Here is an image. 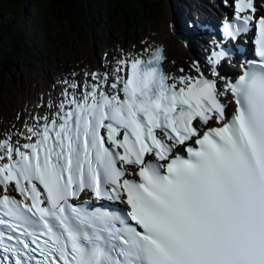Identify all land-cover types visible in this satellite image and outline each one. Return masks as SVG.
Instances as JSON below:
<instances>
[{
    "label": "snow or ice",
    "instance_id": "6c2138e0",
    "mask_svg": "<svg viewBox=\"0 0 264 264\" xmlns=\"http://www.w3.org/2000/svg\"><path fill=\"white\" fill-rule=\"evenodd\" d=\"M224 3L225 37L252 34L253 58L222 89L224 49L215 79L199 64L170 76L145 49L110 84L92 72L80 96L65 89L26 142L0 139V264H264V4Z\"/></svg>",
    "mask_w": 264,
    "mask_h": 264
},
{
    "label": "rangeland",
    "instance_id": "374dc122",
    "mask_svg": "<svg viewBox=\"0 0 264 264\" xmlns=\"http://www.w3.org/2000/svg\"><path fill=\"white\" fill-rule=\"evenodd\" d=\"M167 1L169 0H160L158 6H156L154 10H141L145 11V14L153 15V21L147 23L149 27L146 29H144V27H137L138 29H129L124 24V19L122 18L124 16L112 14L115 15V17H111L104 12H100L92 13L96 20H94L91 25H88L86 22H80L76 26L75 30H70L68 27L52 24L48 20V16L46 17L43 6L40 7L39 5L30 3L28 4L26 0H16L11 6H2L0 8V20L9 12L16 11V14L20 16L24 22L28 23L27 34L29 40L34 42V46L30 49L29 54L23 53L22 55L18 56L16 58V65L12 67L10 71L5 69L4 71L6 74L0 76V95L2 93L1 96L4 97V95L8 94V92L11 95V105H9L7 109H5L6 107L3 106V103H0V119H3L4 117L7 119L12 118V106L16 101L13 100V96L17 97V101H19L20 98L22 99L27 97L24 94H20L18 88L20 91H22L24 87L26 91H30V93H32V90L34 92L35 87L38 84L44 83V86L47 87L49 85V76H53L58 68L65 67L66 69H69L73 66H80L79 61L81 60H83V64L91 63L92 65H96L97 57L94 54L93 49V46L96 43H99L103 48L108 45V42H112V44H114L115 42L120 41L124 44H127L126 41L128 40V36L126 29L132 33L136 30V37L132 39L134 41L138 40L144 34L150 35L147 40L142 39L146 42L153 37L155 38V34L153 37H151L152 30L156 32L161 30L163 31L162 26L165 25V22L163 21L165 18L163 17L164 12H166V8L163 6L166 5ZM27 5L32 6L35 13L32 12L31 14V12H26ZM116 11L119 12L120 10L118 9ZM137 15L139 17L138 19L142 20V18H144L145 20V15L140 13ZM170 16L171 13L169 15V19ZM106 21H112L116 25L113 26L111 23H107ZM40 24L42 27L39 26ZM105 32L107 33V42H99V40H101V38L104 36ZM165 33L166 32H164V34ZM54 41L59 44L57 46L56 52L52 56H46L45 54H42L38 58H35L37 53L35 45L37 48L40 45L43 47V49H49L54 46ZM169 51V54L175 58H178L180 54L184 53L178 52L177 48L175 47L172 49L169 47ZM97 54H100V52ZM48 68H51L49 73H47ZM42 89L45 88H41L40 91H44ZM35 97L36 94L33 95V98ZM8 122L10 121L4 122V124H8Z\"/></svg>",
    "mask_w": 264,
    "mask_h": 264
},
{
    "label": "trees",
    "instance_id": "16d2710c",
    "mask_svg": "<svg viewBox=\"0 0 264 264\" xmlns=\"http://www.w3.org/2000/svg\"><path fill=\"white\" fill-rule=\"evenodd\" d=\"M16 0H0V8L11 6ZM28 4L43 6L48 20L57 26L75 30L81 22L91 25L95 16L92 13L104 12L111 17L116 14L129 23L137 24L138 13L157 6L160 0H26ZM25 8V6H24ZM120 10L119 12L116 10ZM146 10V11H147ZM26 12H34L32 6L26 7ZM4 15V14H3ZM120 18V17H119ZM127 18V19H126ZM118 19V18H116ZM42 27V25H39ZM28 23L16 14L9 12L0 20V76L6 74L5 69L11 70L16 65V58L23 53H30L34 42L29 40ZM1 97V96H0Z\"/></svg>",
    "mask_w": 264,
    "mask_h": 264
},
{
    "label": "bare ground",
    "instance_id": "6f19581e",
    "mask_svg": "<svg viewBox=\"0 0 264 264\" xmlns=\"http://www.w3.org/2000/svg\"><path fill=\"white\" fill-rule=\"evenodd\" d=\"M165 8H166V12H164V17L163 18H165L166 26L165 27H162L163 31L162 30L159 31V32L158 31L157 32L155 31V36L156 37L155 38L153 37V38L149 39L148 41H151V43H155V42H158V41H163L165 43V45H166L165 50H166L167 53L170 52L169 51V47H170V49H172L173 47H175V48H177L178 52L182 53V52L185 51V48L178 41L175 32H170L169 31V21L170 20H173L174 17H175V15L173 16L174 10H175L174 8L175 7L171 3H169ZM178 12H180L182 14H186L185 12H182V11H178ZM170 13H171V16H170V19H169ZM164 32H166V33L164 34ZM167 37H169V38H167ZM39 89L40 88H37L36 91L39 90ZM42 90H44V89H42ZM19 92H20V94L26 95L27 97L25 99H27V98H31V95L33 93V90H32V93H30V91H26L25 88L23 87V90L22 91L19 90ZM24 92H26V93H24ZM15 98L16 97H14L13 99H15ZM20 100H21V98H20ZM9 102H10V100H9ZM20 127L23 129L22 132H25V134H26L25 126H21L20 125ZM11 129L18 130V127H15V128L14 127H11Z\"/></svg>",
    "mask_w": 264,
    "mask_h": 264
}]
</instances>
